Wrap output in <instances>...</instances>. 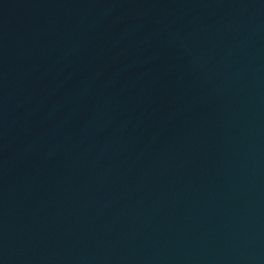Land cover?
Masks as SVG:
<instances>
[{"label":"water","instance_id":"obj_1","mask_svg":"<svg viewBox=\"0 0 264 264\" xmlns=\"http://www.w3.org/2000/svg\"><path fill=\"white\" fill-rule=\"evenodd\" d=\"M0 264H264V0H0Z\"/></svg>","mask_w":264,"mask_h":264}]
</instances>
